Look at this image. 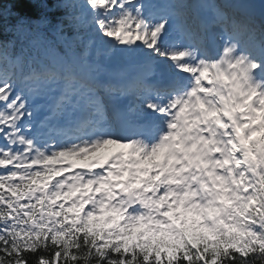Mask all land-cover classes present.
Listing matches in <instances>:
<instances>
[{"label": "snow or ice", "instance_id": "6c2138e0", "mask_svg": "<svg viewBox=\"0 0 264 264\" xmlns=\"http://www.w3.org/2000/svg\"><path fill=\"white\" fill-rule=\"evenodd\" d=\"M0 264H264V0H0Z\"/></svg>", "mask_w": 264, "mask_h": 264}]
</instances>
